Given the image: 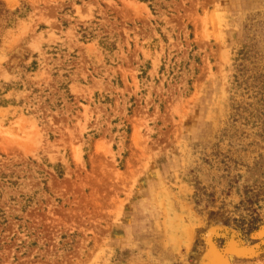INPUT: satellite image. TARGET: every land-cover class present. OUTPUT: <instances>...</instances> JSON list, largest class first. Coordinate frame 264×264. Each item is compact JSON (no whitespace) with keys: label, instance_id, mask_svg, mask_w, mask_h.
Listing matches in <instances>:
<instances>
[{"label":"rangeland","instance_id":"obj_1","mask_svg":"<svg viewBox=\"0 0 264 264\" xmlns=\"http://www.w3.org/2000/svg\"><path fill=\"white\" fill-rule=\"evenodd\" d=\"M0 264H264V0H0Z\"/></svg>","mask_w":264,"mask_h":264},{"label":"trees","instance_id":"obj_2","mask_svg":"<svg viewBox=\"0 0 264 264\" xmlns=\"http://www.w3.org/2000/svg\"><path fill=\"white\" fill-rule=\"evenodd\" d=\"M5 13H8L7 11ZM12 16H16L18 17L17 15H19V11H15L14 13H10Z\"/></svg>","mask_w":264,"mask_h":264},{"label":"bare ground","instance_id":"obj_3","mask_svg":"<svg viewBox=\"0 0 264 264\" xmlns=\"http://www.w3.org/2000/svg\"><path fill=\"white\" fill-rule=\"evenodd\" d=\"M5 1L7 2V4H9L11 0H5ZM235 253H236V252H235Z\"/></svg>","mask_w":264,"mask_h":264},{"label":"water","instance_id":"obj_4","mask_svg":"<svg viewBox=\"0 0 264 264\" xmlns=\"http://www.w3.org/2000/svg\"><path fill=\"white\" fill-rule=\"evenodd\" d=\"M238 253H243L242 251L238 252Z\"/></svg>","mask_w":264,"mask_h":264}]
</instances>
